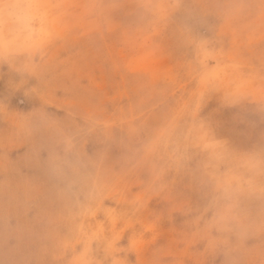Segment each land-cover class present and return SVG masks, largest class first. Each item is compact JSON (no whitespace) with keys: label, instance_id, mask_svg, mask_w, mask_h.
I'll use <instances>...</instances> for the list:
<instances>
[{"label":"rangeland","instance_id":"374dc122","mask_svg":"<svg viewBox=\"0 0 264 264\" xmlns=\"http://www.w3.org/2000/svg\"><path fill=\"white\" fill-rule=\"evenodd\" d=\"M0 264H264V0H0Z\"/></svg>","mask_w":264,"mask_h":264}]
</instances>
